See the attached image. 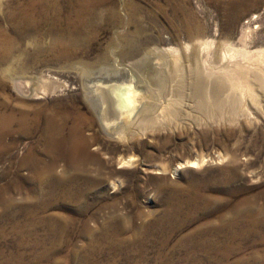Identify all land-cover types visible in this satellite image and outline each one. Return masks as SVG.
Wrapping results in <instances>:
<instances>
[{"label":"rangeland","instance_id":"374dc122","mask_svg":"<svg viewBox=\"0 0 264 264\" xmlns=\"http://www.w3.org/2000/svg\"><path fill=\"white\" fill-rule=\"evenodd\" d=\"M111 1L100 8L103 17L68 45L73 58L58 57L61 49L42 55L36 46L26 47L28 64H14L15 68L20 64L18 74L37 82L30 87V96L2 78L1 111L16 112L19 118L25 113L30 121L27 134L14 125L13 134L6 138L12 149L0 155V196L8 201H0V264H263L264 107L254 123L230 120L229 115L210 116L198 109L193 97H187L192 91L184 90L180 82L170 91L147 81L139 112L148 103L153 114L165 119L159 120L157 128H142L130 120L112 137L92 110L88 88L99 76L118 77L121 63L130 64L140 81L162 68L160 56L166 49L184 48L200 37L215 42L226 35L235 38L255 10L264 16V0ZM60 3L66 9L65 1ZM185 14L191 15L192 28L182 25ZM198 27L201 36L194 33ZM51 44L50 39L41 41L42 47ZM138 61L143 62L140 68L134 64ZM172 107L179 111L177 118L170 117ZM77 109L93 116L84 130L94 136L91 151L106 162L101 168L105 182L90 188L79 180L54 189L50 184L54 178L72 174L66 159L58 161L54 174L40 178L23 162L34 152L45 164L52 160L46 119ZM124 156L132 157L134 164L120 166ZM196 159L199 165L192 163ZM90 167L95 173L100 169L99 164ZM42 179L50 182L44 186ZM115 180L120 181L116 189L111 185ZM48 188L55 191L53 197ZM71 189L77 194L69 195ZM52 216L77 222L66 231L68 237L51 230L62 223L52 221ZM254 218L263 221L255 225ZM115 220L112 229L103 230L104 223ZM85 222L95 227L94 235L85 232Z\"/></svg>","mask_w":264,"mask_h":264},{"label":"bare ground","instance_id":"6f19581e","mask_svg":"<svg viewBox=\"0 0 264 264\" xmlns=\"http://www.w3.org/2000/svg\"><path fill=\"white\" fill-rule=\"evenodd\" d=\"M64 1L66 4V9L63 8L60 0H0V86L3 84L2 78H7L16 84V88H18L19 92L25 96H30V87L33 83L37 82L30 78L29 75H23V72L22 76L21 74H18L16 69L20 67V64H17L19 66L17 68H15L14 64L18 61L22 63L23 67L25 66L24 64L29 56L26 54V47L36 46L37 50H39L40 54L42 55L49 53L50 50L53 49H61L62 53H60V55L58 54V57L60 56L65 59L73 58L74 53L68 51V45L76 39H80L82 34L87 29L91 28L99 18L103 17V11L100 12V8L105 3H107V0ZM6 5L9 7L7 6L8 8L5 10ZM179 9L176 10V13L179 12ZM189 15H184V18L182 19V25L190 28L192 25V17ZM196 30L197 31H194V33L196 32L201 36L202 31L200 30V27L196 28ZM189 31L192 32L193 30ZM64 36L67 37L66 40ZM233 38L234 37L230 35H226L223 39H221V41L219 40L220 42L216 41L219 43H216L214 40L209 38L200 37L193 43L186 44L184 48L177 47L166 49L165 52L163 51L164 53H161L160 56L161 60L163 61V63L161 62L163 65L162 68L158 69L157 73L149 78L148 76H143V80L140 81L137 80L138 75L133 69H131V67H129L130 64L128 63H121L119 65L120 67L117 71L118 73L116 72L118 77H97V79L91 82L90 88H88V93H90V98H93L94 100L92 110L100 119V123L106 133L112 137L116 136L120 129H123L126 127V125L130 124V120L132 121V124H140L142 128H153L156 127L158 122H160L159 120L163 121V119H165L164 116L153 114V107L148 103H145L143 109L139 112L143 105L142 100H144V97H141V95L144 96V91L146 89L144 85L147 81L155 82L162 88L168 87L170 91L174 89L176 82H180V85L184 88V90L190 89L192 91V93H189L187 97L190 99L193 97L198 109L204 111L206 115H220L223 117L229 115L230 120L231 118H238L244 120L246 123H252L255 121V119L258 120L262 116V109L264 107V16H262V13L258 12V10H255L247 19V21H245L242 26H240L237 36L234 39ZM44 39L52 40L50 47L41 46V41ZM258 40L262 41L261 45L254 49L253 45ZM125 52L123 54H125ZM142 63H139L138 61L134 64L140 68L143 66ZM86 68L89 69L90 67L87 66ZM137 70L138 69H136V71ZM147 70L146 72L149 73L152 68L148 71ZM20 71L22 70H19V72ZM1 97L2 93L0 92V99ZM4 104L6 105L5 102ZM1 106L2 104L0 103V108ZM54 107L56 108V106ZM72 110L75 111V109ZM72 110L70 112L63 111L59 115L53 114L50 120L46 119L48 122V125L46 124L47 127L45 128L47 151L51 154L50 156L52 157V160L45 164L42 161L43 159L41 160L39 157H36V153L34 152L35 155L33 153H27L29 155L23 163L24 165L28 164L31 166L37 172L40 178L45 175L48 176V174H54L58 161L60 159H66L69 163V166L73 169L72 174L66 177L58 176L54 178V181L50 183H54L53 188H57L59 185L62 186L63 184H70L73 186V184L79 180L84 181L85 184L90 188H97L103 185L105 182V177L103 178L102 176L103 174L101 168L105 167L106 162L102 160L100 154L92 152L90 149L91 140L94 138V136H92V134H85L84 127L89 121H93V116L90 117L78 109L76 112H72ZM7 111H1L0 109V155L3 152L12 149L11 145L6 142V138L13 134L12 132L14 125L19 124L20 130H23L26 133L30 121L28 115L25 113H23L22 117L19 118L15 114L16 112L7 113ZM169 112L172 115L170 116L171 118H177L179 115V111L175 107H172ZM70 123H72L71 126H69ZM122 123L125 125L121 126V128L117 127ZM67 129L69 130L67 131ZM234 159L238 160L236 155L234 156ZM203 161L204 159L202 162ZM192 163L199 165L200 161L199 159H196L195 161H192ZM91 164L100 165V169H98L97 173L91 169ZM133 164L134 160L132 157L124 156L119 159L120 166H131ZM175 170L177 171L178 169L176 168ZM251 172L256 173L254 169ZM42 182L44 183V186H46L45 184L50 182V180L46 179ZM119 183V180H115L111 182V185L116 189L120 185ZM53 188L52 190H50L51 188H48L50 192H52L50 193L52 197L55 193ZM90 188H88V190ZM62 189V191H64L65 188ZM76 191L77 190H72L68 192V194L71 196L73 194L76 195ZM0 201L8 202L7 200H2L1 196ZM79 211L84 210L79 209ZM55 219L57 221H62V223L59 226L56 225L52 227L51 230L54 233L60 232L65 234L69 231L71 226L73 227L77 224V222L71 218L61 220L58 217L53 218L52 216L51 220L53 221ZM116 220L113 221V223H104L102 225L103 230L105 231L112 229V227L116 225ZM261 221H263V219L259 220L258 218H254L252 224L256 225ZM47 225L49 224L47 223ZM235 228L237 227H234V229ZM84 230L88 235L90 233H93L94 235V232H96L95 227H91L88 222L84 224ZM235 232L238 233V231ZM66 235L68 237L69 233L65 234V236ZM233 237L235 236L233 235Z\"/></svg>","mask_w":264,"mask_h":264}]
</instances>
